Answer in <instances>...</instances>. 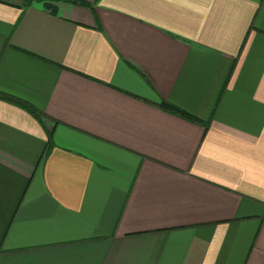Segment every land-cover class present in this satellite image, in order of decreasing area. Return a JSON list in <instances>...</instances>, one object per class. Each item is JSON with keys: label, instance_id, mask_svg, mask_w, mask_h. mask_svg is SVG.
<instances>
[{"label": "crops", "instance_id": "0c3cea01", "mask_svg": "<svg viewBox=\"0 0 264 264\" xmlns=\"http://www.w3.org/2000/svg\"><path fill=\"white\" fill-rule=\"evenodd\" d=\"M0 264H264V0H0Z\"/></svg>", "mask_w": 264, "mask_h": 264}, {"label": "trees", "instance_id": "16d2710c", "mask_svg": "<svg viewBox=\"0 0 264 264\" xmlns=\"http://www.w3.org/2000/svg\"><path fill=\"white\" fill-rule=\"evenodd\" d=\"M33 2H37V3H42L43 0H18V6H22V7H29ZM71 3H74L73 1H71ZM47 6V5H46ZM161 106L165 109H168L169 111H172L174 113H177L181 116L190 118V119H194L191 116L187 115L186 113L180 111L178 108L166 103V102H161ZM28 111L30 112V114L37 116V113L32 111L31 108L28 109Z\"/></svg>", "mask_w": 264, "mask_h": 264}]
</instances>
